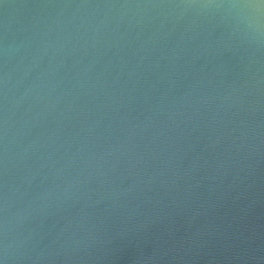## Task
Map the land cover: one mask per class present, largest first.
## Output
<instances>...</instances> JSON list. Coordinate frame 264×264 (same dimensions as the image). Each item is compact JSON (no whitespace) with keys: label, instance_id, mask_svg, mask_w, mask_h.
Masks as SVG:
<instances>
[{"label":"water","instance_id":"water-1","mask_svg":"<svg viewBox=\"0 0 264 264\" xmlns=\"http://www.w3.org/2000/svg\"><path fill=\"white\" fill-rule=\"evenodd\" d=\"M0 264H264V0H0Z\"/></svg>","mask_w":264,"mask_h":264}]
</instances>
